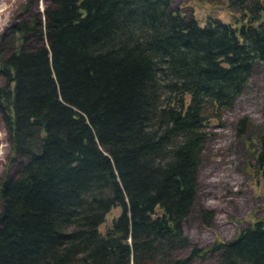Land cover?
Here are the masks:
<instances>
[{"label": "trees", "instance_id": "1", "mask_svg": "<svg viewBox=\"0 0 264 264\" xmlns=\"http://www.w3.org/2000/svg\"><path fill=\"white\" fill-rule=\"evenodd\" d=\"M226 1L231 21L201 23L172 0H54L48 47L0 60L22 161L0 183V264L164 263L188 245L210 128L264 62V0ZM37 30L15 28L26 41ZM260 137L264 174V125ZM219 251L216 264H264V218L177 264Z\"/></svg>", "mask_w": 264, "mask_h": 264}, {"label": "rangeland", "instance_id": "2", "mask_svg": "<svg viewBox=\"0 0 264 264\" xmlns=\"http://www.w3.org/2000/svg\"><path fill=\"white\" fill-rule=\"evenodd\" d=\"M226 0H172V7L180 9L188 18L196 17L201 23L209 14L231 21ZM54 0H0V60L20 48L27 50L46 45L40 39L39 29L45 30L46 10ZM37 26L36 37L30 32L27 41L15 31L18 25ZM6 77L0 72V87ZM264 125V62L257 61L249 84L235 105L228 109L222 120L210 128V136L202 154L199 171V190L191 212L183 223V234L188 245L173 253L171 262L185 260L192 249L211 248L218 241H231L239 231L264 218V174L257 171L256 154L260 148V133ZM9 132L0 112V183L4 174H16L21 159L11 161ZM2 203L0 199V211ZM211 212L209 220L204 218ZM121 213L115 207L100 227L105 232L112 219ZM221 253L190 264H216Z\"/></svg>", "mask_w": 264, "mask_h": 264}]
</instances>
